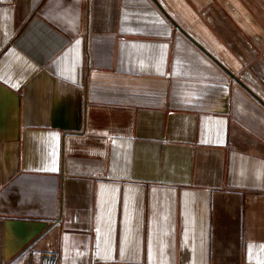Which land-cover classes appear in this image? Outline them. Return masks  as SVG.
Returning a JSON list of instances; mask_svg holds the SVG:
<instances>
[{
  "label": "crops",
  "instance_id": "crops-1",
  "mask_svg": "<svg viewBox=\"0 0 264 264\" xmlns=\"http://www.w3.org/2000/svg\"><path fill=\"white\" fill-rule=\"evenodd\" d=\"M264 264V0H0V264Z\"/></svg>",
  "mask_w": 264,
  "mask_h": 264
},
{
  "label": "built area",
  "instance_id": "built-area-1",
  "mask_svg": "<svg viewBox=\"0 0 264 264\" xmlns=\"http://www.w3.org/2000/svg\"><path fill=\"white\" fill-rule=\"evenodd\" d=\"M30 256V264H60V253L56 250L41 251L38 261H34L33 251H30Z\"/></svg>",
  "mask_w": 264,
  "mask_h": 264
}]
</instances>
